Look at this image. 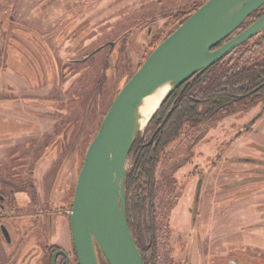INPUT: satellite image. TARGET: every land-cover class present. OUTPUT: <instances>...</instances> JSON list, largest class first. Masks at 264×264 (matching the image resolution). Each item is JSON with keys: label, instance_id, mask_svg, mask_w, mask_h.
<instances>
[{"label": "rangeland", "instance_id": "374dc122", "mask_svg": "<svg viewBox=\"0 0 264 264\" xmlns=\"http://www.w3.org/2000/svg\"><path fill=\"white\" fill-rule=\"evenodd\" d=\"M206 1L0 0V223L10 236L6 243L0 234V264L45 262L46 252L36 247L51 245L56 228L59 241L87 147L126 70L141 66L152 50L148 39L165 32L167 15ZM107 56L117 59L116 69H104ZM91 96L92 112L77 138ZM263 105L264 98L240 102L220 116L193 149V161L175 174L177 199L160 264L168 258L169 264H264V114L229 145ZM20 182L33 185L35 199L28 186V193L8 195ZM160 207L163 215L168 209Z\"/></svg>", "mask_w": 264, "mask_h": 264}, {"label": "water", "instance_id": "95a60500", "mask_svg": "<svg viewBox=\"0 0 264 264\" xmlns=\"http://www.w3.org/2000/svg\"><path fill=\"white\" fill-rule=\"evenodd\" d=\"M262 7L264 0L206 1L152 50L114 97L86 150L74 188L69 229L78 264H99L97 251L103 264H144L125 215L127 159L142 132L137 125V110L143 99L168 86L158 109L195 74L262 33L264 12L224 42ZM168 117L169 113L156 132ZM0 231L10 243L7 229L0 226ZM58 255L66 257L62 251L55 253L52 264Z\"/></svg>", "mask_w": 264, "mask_h": 264}, {"label": "trees", "instance_id": "16d2710c", "mask_svg": "<svg viewBox=\"0 0 264 264\" xmlns=\"http://www.w3.org/2000/svg\"><path fill=\"white\" fill-rule=\"evenodd\" d=\"M202 5L203 3L194 4L192 8L177 9L174 14L167 15L166 17H170L165 32L149 38L147 45L154 49ZM263 12L264 7L253 13L224 42L247 28ZM263 46L264 31L240 45L218 63L195 74L163 101L144 130L134 140L126 164L125 215L128 228L144 264H160L161 244L166 243L169 239L168 217L170 211L168 209L161 215L159 212L161 207L158 205L161 201H166L164 195L168 192L169 177L175 170L178 171L188 162L191 147L204 139L206 134L213 129L220 116L232 113L236 104L247 103V101L257 97V95L251 98L246 96L244 99H240L256 87L264 85ZM124 56L127 61L125 65L127 69L129 68V59H127V54ZM103 65L104 69L109 67L105 61ZM112 65L116 69L117 59L110 64V66ZM133 74L134 71L126 70L124 84ZM103 80L102 77L97 85L99 91ZM262 90L261 94L264 95V89ZM92 100L93 97L91 96L85 108V119L82 120L77 138L82 135L86 119L92 112V104L94 103ZM168 112V119L154 136L152 143L144 146ZM263 114L264 108L245 127V131H250L256 120ZM240 135L241 132L236 135V138ZM77 138L76 141H78ZM161 163L165 169L157 180L156 169ZM128 164L130 168H128ZM27 186L30 188L33 199H35V188L28 182L10 185L12 190L8 195L13 197L15 193H28L25 190ZM167 206H170L169 202H167ZM168 262H171L170 258L165 260V264H169Z\"/></svg>", "mask_w": 264, "mask_h": 264}, {"label": "flooded vegetation", "instance_id": "af4514ba", "mask_svg": "<svg viewBox=\"0 0 264 264\" xmlns=\"http://www.w3.org/2000/svg\"><path fill=\"white\" fill-rule=\"evenodd\" d=\"M127 50V49H126ZM153 50V49H152ZM152 50H151V52H152ZM150 52V53H151ZM149 53V54H150ZM126 54H127V59H129V54H128V51H126ZM125 54V55H126ZM148 54V55H149ZM125 57V56H124ZM148 57V56H147ZM146 57V58H147ZM111 57L110 56H107V58L105 59V62L110 66V64H112V63H114L115 62V60L116 59H110ZM117 58V57H116ZM126 58V57H125ZM145 58V59H146ZM145 61V60H144ZM143 61V62H144ZM184 84V83H183ZM182 84V85H183ZM178 89V88H177ZM262 89H264V85H261V86H259V87H256L254 90H252V91H250L249 93H247L246 95H244V96H242L240 99H244L246 96H249L250 98L252 97V96H255V95H257V97H254L255 99H253V100H256V99H262V98H264V95H263V93L261 94V91H263ZM259 96V97H258ZM250 101H252V100H250ZM263 108H264V105H263ZM263 108L261 109V111L263 110ZM260 111V112H261ZM169 113V112H168ZM167 114H165L164 115V117L166 116ZM259 115V114H258ZM257 115V116H258ZM164 117L162 118V120H161V122L163 121V119H164ZM261 118V117H260ZM259 118V119H260ZM258 119V120H259ZM258 120H256V122L258 121ZM161 122H160V124H161ZM256 122L254 123V125L256 124ZM159 124V125H160ZM159 125H158V127H159ZM254 125H253V127L251 128V130L250 131H245V128H244V131H243V133L241 132V135L239 136V137H237L236 138V135H235V137L234 138H232L230 141H229V145H231V144H233L234 142H236V140H238V139H240L241 137H242V135L243 134H245V133H250V132H252L253 130H254ZM157 127V128H158ZM157 128H156V130H157ZM156 130L154 131V133L151 135V137H150V139L146 142L147 144H145L144 146H147V145H149V144H151L152 143V141H153V139H154V136L159 132H156ZM156 132V133H155ZM207 135V134H206ZM203 141H206L205 140V137H204V139L201 141V142H199V143H197V144H200V143H202ZM197 144H195V145H193V147H191V150H190V157H189V160H188V162L185 164V165H187V164H189V163H191L192 161H193V159H194V156H192V153H193V149L195 148V146L197 145ZM217 159H218V156H217ZM163 163H161V165H159L158 167H157V169H156V178H157V180H159V177H161V175H162V171H163V169H165L163 166ZM184 165V166H185ZM128 168H130V165L128 164ZM159 171H161V172H159ZM177 173V170H175L172 174H171V176L169 177V179H168V182H169V185H168V189H167V194H165L164 195V198L166 199V201L164 200L163 202L161 201L160 202V204H158V205H163V206H166V208L167 209H169L168 211H170V213H169V217H168V221H169V218H170V215H171V212H172V210L174 209V205H175V203H176V199H177V196L176 195H174V192L176 191V189L178 188L177 186H178V183H177V180H176V177H175V174ZM199 177L198 178H196V179H200L199 180V182H198V185H197V191H196V196L194 197V200H193V203H192V207H191V213H192V222H193V220L195 219V217L196 218H198V215H196V213H195V209H196V207L195 206H197V205H199V200H200V194H201V192H200V188H201V184H202V181H201V179H202V177H201V174L200 175H198ZM165 181H166V179H165ZM199 186V187H198ZM179 191H180V193L183 191V187L182 186H180L179 187ZM5 199V197L4 196H0V200H4ZM167 202H169L170 203V206H167ZM3 201H2V203L0 204V210H3L4 209V205H3ZM71 203H72V201H71ZM161 208H163V207H161ZM160 208V209H161ZM70 209H71V207H70ZM12 212V211H11ZM160 213H161V211H159ZM40 214V213H39ZM41 216H43L42 214H40ZM194 215H196V216H194ZM61 217V216H60ZM3 218V217H2ZM59 218V217H58ZM58 218H57V221L56 222H58ZM62 218H63V222L65 221V222H67V234L66 235H64L66 238L65 239H63L62 237H61V234H58L59 235V240H61V243L62 244H60V245H40L39 244V246L38 247H36V248H39L40 250H42L43 252L45 251L46 252V259H45V262L44 263H41V264H52V256L55 254V253H58V252H60V251H62V252H64L65 254H66V257L65 256H63V255H58L57 257H56V260H55V264H78V261H77V258H76V255H75V251H74V247H73V243H72V239H71V235H70V229H69V215L68 216H62ZM50 220L51 219H49V222H50ZM63 222L59 225V227H61V228H63V226H64V224H63ZM192 222H191V224H192ZM0 226H3L1 223H0ZM5 227V226H4ZM63 230H65L64 228H63ZM0 234H1V231H0ZM1 236H2V234H1ZM3 237V236H2ZM54 237V234L52 235H50L49 237H48V239L49 240H52V238ZM29 254V253H28ZM97 255H98V261H99V264H103L102 263V260H101V257H100V255H99V253H98V251H97ZM29 257V256H28ZM26 262L27 261H24V259L23 260H21L20 262H19V264H26Z\"/></svg>", "mask_w": 264, "mask_h": 264}, {"label": "bare ground", "instance_id": "6f19581e", "mask_svg": "<svg viewBox=\"0 0 264 264\" xmlns=\"http://www.w3.org/2000/svg\"><path fill=\"white\" fill-rule=\"evenodd\" d=\"M167 86L157 89L152 95L143 99L140 107L137 110V125L138 128H143L149 117L157 109L162 97L167 91Z\"/></svg>", "mask_w": 264, "mask_h": 264}, {"label": "crops", "instance_id": "0c3cea01", "mask_svg": "<svg viewBox=\"0 0 264 264\" xmlns=\"http://www.w3.org/2000/svg\"><path fill=\"white\" fill-rule=\"evenodd\" d=\"M60 230H61V232H62V233H61V237H62V235H63V231H64V230H63V228H61V227H60ZM55 235H57V228H56ZM55 235H54V236H55ZM57 237H59V235H58ZM53 238H54V237H53ZM53 238H52V240H51V241H52V242H51L52 245H60V244H62V243H61V240H59V238L57 239V240H59L58 242H57V241H53ZM62 238H63V237H62Z\"/></svg>", "mask_w": 264, "mask_h": 264}]
</instances>
